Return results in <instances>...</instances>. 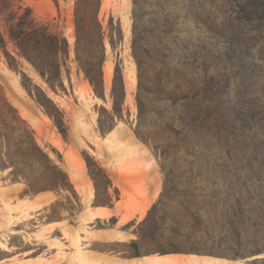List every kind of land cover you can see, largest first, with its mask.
Segmentation results:
<instances>
[{"label": "rangeland", "instance_id": "obj_1", "mask_svg": "<svg viewBox=\"0 0 264 264\" xmlns=\"http://www.w3.org/2000/svg\"><path fill=\"white\" fill-rule=\"evenodd\" d=\"M138 2L142 23L149 26L154 44L152 60L145 67V94L157 92L151 97L154 112L144 123L148 131L164 139L165 171L172 179L183 181V190L214 189L213 182L205 179L209 171L212 180L219 177L224 190L230 180L228 164L241 175L239 196L244 204L238 211V228L230 230L206 220L193 228L196 236L188 244L198 250L183 253L222 257L229 264H264V26L234 22L231 0ZM75 3L5 0L0 6V29L9 50L21 69L63 110L67 138L23 86L21 72L9 65L2 48L0 95L18 108L42 146L56 158L62 155L60 163L82 202V207L76 203L77 209L70 210L66 192H28L24 180L11 181L10 169L0 171V264H125L131 256L123 243L137 238L139 222L163 189L162 159L136 132L139 70L132 52L134 0H102L99 17L104 27L113 17L125 35L115 50L107 41L106 99L95 93L75 59ZM27 6L39 21L50 23L70 42L69 72L64 70L68 92L52 91L20 55L8 33L6 15ZM160 41L167 49L161 50ZM118 60L127 90L124 114L103 134L98 128L99 111L101 105L112 106L110 93ZM198 84L211 93L209 102L218 109L219 121L192 126L185 119L178 123V129H171L174 102L169 100L165 105L159 101V93L164 86L170 90L178 86L182 93ZM185 110L181 107L177 112ZM86 152L101 162L120 188L121 197L111 206L93 205L95 187L84 158ZM207 156L221 161L216 176L205 162ZM51 215L54 219H49Z\"/></svg>", "mask_w": 264, "mask_h": 264}, {"label": "trees", "instance_id": "obj_2", "mask_svg": "<svg viewBox=\"0 0 264 264\" xmlns=\"http://www.w3.org/2000/svg\"><path fill=\"white\" fill-rule=\"evenodd\" d=\"M5 0H0V6ZM58 4V2H57ZM102 0H76L74 23L76 32L75 59L78 68L84 72L94 88L95 93L106 99L104 62L107 52V41L115 50L124 40V31L120 22L111 17L107 28L104 27L99 12ZM11 10L5 17L8 33L19 49V53L28 60L46 81L52 91L68 92L65 84L64 70L69 72L71 46L68 38L50 23L39 21L30 6ZM138 0H134V24L132 52L138 64L139 82L136 94L139 108V120L136 126L138 136L150 143L156 154L161 157V167L165 172L163 189L158 199L148 209L145 217L137 226V238L124 242L128 256H142L153 253L193 252L197 248L189 247L191 239L196 236L193 228L206 220H212L230 230L238 228V211L242 202L239 188L241 179L238 169L227 165L229 183L222 190L219 185L217 167L219 159L207 156L205 162L215 171H209L207 179L212 181L214 189L192 188L183 190V181L172 179L165 170L163 137L146 129L145 118L154 112L151 107L157 93L149 90L146 95V66L152 60L154 44L149 26L142 23V13ZM232 20L236 23H257L264 26V0H231ZM161 44V50L167 49ZM0 48H2L9 65L21 72L22 84L27 91L42 105L46 113L54 120L65 138L68 126L64 112L52 96L27 72L21 69L17 58L9 50L4 33L0 29ZM178 86L170 90L164 86L159 93V101L167 103L173 100L171 129H178V123L187 119L192 126L199 122L217 123L219 112L210 104L211 93L201 85L190 91L179 93ZM111 108L101 105L98 117V128L101 133L112 130L118 119L123 118L127 90L123 67L118 60L114 69L111 88ZM197 103V105L195 104ZM193 104V105H190ZM184 107L185 110L178 111ZM169 112V111H168ZM205 117V118H204ZM90 177L95 187L94 206H111L121 197L120 188L115 184L101 162L90 153H84ZM62 155L57 158L42 146L34 129L21 115L20 111L4 95H0V171L10 169L11 181L24 180L26 191L37 193L54 190L59 194L66 192L71 204L70 210L77 209L76 203L82 207L81 197L68 171L61 165ZM217 160V161H216ZM221 162V161H220ZM213 166V167H212ZM59 200L52 204V208ZM211 218V219H210ZM54 219V216H49ZM192 228V230H190ZM189 244V245H188ZM198 252V251H197ZM210 254H213L210 252Z\"/></svg>", "mask_w": 264, "mask_h": 264}, {"label": "crops", "instance_id": "obj_3", "mask_svg": "<svg viewBox=\"0 0 264 264\" xmlns=\"http://www.w3.org/2000/svg\"><path fill=\"white\" fill-rule=\"evenodd\" d=\"M104 207V206H98ZM229 260L211 255H193L183 252L153 253L130 257L125 264H229Z\"/></svg>", "mask_w": 264, "mask_h": 264}]
</instances>
